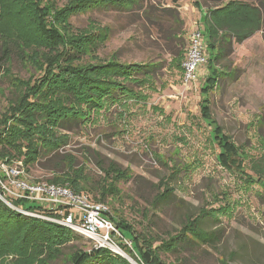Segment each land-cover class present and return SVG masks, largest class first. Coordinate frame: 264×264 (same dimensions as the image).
Masks as SVG:
<instances>
[{"label": "rangeland", "instance_id": "1", "mask_svg": "<svg viewBox=\"0 0 264 264\" xmlns=\"http://www.w3.org/2000/svg\"><path fill=\"white\" fill-rule=\"evenodd\" d=\"M49 1L59 9L70 0ZM136 1L129 10L88 9L72 14L66 21L62 19L67 49L76 41L85 43L81 36L99 29L106 30L107 37L92 51L85 45L81 57L58 58L56 53L62 46L54 42L45 44L31 27L30 21L37 19L32 0H0V128L5 124L9 125L7 130L26 133V123L10 120L7 115L10 108L19 107L21 96L32 91L30 85L41 76L47 60L56 58L60 67L57 75L49 72L38 87L45 92L47 89L53 92L52 85H58L60 80L65 84L61 77L70 74L61 70L66 65L78 67L102 62L113 55L122 62L159 64L152 76L142 80L141 88L135 84L136 97L103 100L92 109L67 100V108L61 111L76 107L85 113L84 122L72 131H62V141L66 143L40 155L28 171L19 174L20 178L30 183H51L47 179L67 172L69 165L71 173L80 172L93 182H101L104 173L99 164L114 162L130 171L131 177L118 182L119 197L114 201L108 198L109 203H105L112 215L119 214L138 233L163 236L178 229L185 216H194L200 209L212 210L201 226L218 234L215 248L196 244L179 253L176 261L175 256L162 254L165 262L264 264V8L260 29L250 17L231 20L235 27L226 34L250 30L239 42L227 46L223 56L214 62L217 80L211 81L206 91L207 115L213 120L209 125L201 113L200 97L208 64L201 68L197 80L188 85L182 83L181 63L191 29L190 21L185 26L179 7L189 0ZM241 1L259 4L264 0ZM169 11L177 12L183 24H178ZM182 11L186 12L185 6ZM253 27L257 29L253 31ZM220 36L214 33L211 44H217ZM222 36L221 41H226L228 36ZM179 50L183 54L177 59ZM83 90L84 87L79 91ZM213 126H219L220 133L233 145L234 149L220 159H230L232 167L219 160L220 148L213 139ZM31 131L30 149L25 145L19 148L23 158L33 155L34 149L46 147L47 139L53 135L49 122ZM0 168L10 176H16L17 170L22 169L19 161L11 171L4 164ZM160 179L167 180L173 194L164 202L150 205ZM7 182L1 184L9 187ZM5 204L12 209L18 206L10 201ZM19 235L0 248V264H71L68 256L75 248L87 251L91 247L85 237L77 235L45 263L50 254L45 242L39 240L33 248L23 251L17 244ZM141 239H137L139 245ZM230 252L234 253L232 258H228Z\"/></svg>", "mask_w": 264, "mask_h": 264}, {"label": "trees", "instance_id": "2", "mask_svg": "<svg viewBox=\"0 0 264 264\" xmlns=\"http://www.w3.org/2000/svg\"><path fill=\"white\" fill-rule=\"evenodd\" d=\"M171 1L173 3L177 2V0ZM32 3L37 11L36 21L33 19L30 21L34 33H39L40 37L45 41V44L54 42L62 46V49L56 53V57L59 58V56L64 57L70 55L72 58H78L81 57L85 45L90 46L91 51L98 48L105 41L107 31L99 29L90 35H83L81 37L86 39L85 43L76 41L74 44L71 43L72 46L70 49H67V37L64 35L65 32H63V28L64 21H66L69 16L88 9L114 8L129 10L136 5L137 1L70 0L64 7L59 9H56L49 0H32ZM262 8H264V1H259V4H253L247 1L227 0L213 9H210L209 13L206 15L205 21L208 22V27L205 42L208 51V74L200 89V97L201 113L206 123L209 125L212 124L213 120L207 115L209 105L207 104L206 91L209 87L208 84L211 81L216 82L217 80L216 73L218 70L214 62L223 56L227 46H231L233 41L239 42L238 40H240V38L247 36L246 34L250 29L246 28L243 31L242 29H238L239 32L235 33V35L230 32L226 34V31L232 30V28L235 27L234 24L231 23L232 19L241 17H250L256 22L255 26L260 29L263 23ZM169 15L172 16L178 24H183L177 12L174 13L169 11ZM62 19H64V21H62ZM25 25H28L27 21ZM256 27H253V31ZM233 30H236V28ZM1 31L0 26V36ZM214 33H218L221 36L219 38L220 42L218 41L217 44L212 45L210 40ZM223 34L228 37L226 41L222 42ZM182 54L183 52L179 50L175 58H181ZM69 59L70 58H68V60ZM157 65L159 64L153 61L138 63L122 62L114 55L102 62L96 61L95 63L78 67L66 65L67 67L61 70V72H65L64 74H70L67 75V77H65L66 75L61 77L65 84H62L60 80L58 85H55L56 83L52 85L51 90H54L53 92L49 91V89L45 92L42 91V89L38 90V87L42 84L49 72L57 75L56 70L60 67L56 58L47 60L45 67L40 72L41 76L37 77L32 85H30L32 91H27L24 96H21L17 104L19 107L14 106L12 109L10 108L9 114L7 115V118L10 120H21V124L26 123V133L25 131H19V129L7 130L9 125L5 124L0 128V164L12 167L16 161H20L23 170L28 171L29 167L37 162L40 155L44 153L49 154L66 143L65 140L62 141V139H64V133H61L62 131H72L73 129L79 128L84 122L85 113L80 109L76 110V107H72L68 111L65 109L61 111L63 108H67L65 105L67 100L86 105L88 108L92 109L96 104H101L100 102L103 100L116 101L127 95L136 97L138 90L135 89V84L141 88V86H143L141 83L142 80L146 76H152L157 69ZM73 79L75 80L73 81ZM138 80L139 83H137ZM130 84L134 85L131 86ZM83 87L84 90L79 91L80 88ZM51 116L54 117L52 121H49ZM48 122L51 124L53 135L49 136L47 139L49 141L46 147L34 149V151L32 150L34 152L33 155L23 158L22 150L19 148L25 145V147L30 149L28 137L32 133L31 130L34 127L47 124ZM219 130V126H213V139L216 140L220 148V160L228 151L234 148L232 144L227 142ZM59 132L60 134L56 135V133ZM220 161L222 164L232 167L230 159H227V161ZM99 166L104 173L101 182H93L88 175H82L80 172L71 173L69 165H66L68 168L67 172H63L59 175L54 174L47 180L55 184H64L67 182L68 186L73 190L84 191L86 193L90 192L92 193V198L109 203L108 198L114 201L119 197L120 189L117 183L128 180L131 177L130 171L119 168L114 162H109L107 165L99 164ZM0 180H6V174L1 168ZM156 190L155 196L149 201L150 205H157L168 200L173 194L174 189L169 187L167 180L164 181L160 179L156 185ZM0 193L2 194L1 190ZM10 202L18 206L27 205L24 200L20 199L10 200ZM107 205L109 206V204ZM28 208L34 209L33 205H28ZM114 212L115 210H113V213ZM211 212V209H200L194 216H185L178 229L173 232H166L163 236L136 232L128 222L120 218L119 214L112 215L111 209L110 218L131 240L133 250L126 248V252L135 261L149 264H169V262H165L162 259V254L170 255L171 257L173 255L175 256L173 261H176L177 258H180L178 256L179 253L185 249L192 248L193 245L206 244L209 247L215 248L218 234L216 231L205 230L201 226L203 219L209 217ZM18 233L20 235L17 244L19 249L23 251L39 240L45 242L46 248L48 252H50L47 258H45V263L50 261L51 255H58L60 253V246L62 247L68 242H71L79 235L63 226L46 222L35 217L25 216L15 209L10 208L0 199V248L3 249L5 244L10 243L11 238ZM138 238H142L141 245L138 243ZM41 253L42 251H40L39 255ZM233 255L234 253L230 252L228 258H232ZM70 258L71 264H120L119 261L130 264L126 259L113 255L106 249L92 248L87 251H82L79 248H75L74 251L69 254L68 259Z\"/></svg>", "mask_w": 264, "mask_h": 264}, {"label": "built area", "instance_id": "3", "mask_svg": "<svg viewBox=\"0 0 264 264\" xmlns=\"http://www.w3.org/2000/svg\"><path fill=\"white\" fill-rule=\"evenodd\" d=\"M207 60V44L198 27L188 36L185 56L181 63L182 83L188 85L197 80L199 71L207 64ZM21 168L17 170L16 176H10L3 171L9 187L2 185L0 180L1 200L5 203L15 199L24 200L27 205L14 207L16 211L63 226L85 237L91 244L90 249H106L131 264H149L135 261L126 252V248L133 250L132 242L110 218L107 203L95 200L84 191H75L66 184L46 181L30 183L20 178L19 174L24 171L23 167ZM12 169L13 166L8 167L9 171ZM28 205H33L34 209L28 208Z\"/></svg>", "mask_w": 264, "mask_h": 264}, {"label": "crops", "instance_id": "4", "mask_svg": "<svg viewBox=\"0 0 264 264\" xmlns=\"http://www.w3.org/2000/svg\"><path fill=\"white\" fill-rule=\"evenodd\" d=\"M208 4L202 3V0H189L187 3H183L179 7L181 16L184 19L185 26H187L188 21H190V25L188 26L191 31L197 28L196 24H199L200 30L203 34L204 40H206V33L208 22L205 21L206 15L209 13L210 9L226 2L227 0H204ZM217 1V2H213ZM219 1V2H218ZM241 1V0H240ZM185 6L186 12L182 11V8ZM196 26V27H195ZM202 69H200L201 71ZM199 71V76L201 72ZM198 76V77H199Z\"/></svg>", "mask_w": 264, "mask_h": 264}, {"label": "water", "instance_id": "5", "mask_svg": "<svg viewBox=\"0 0 264 264\" xmlns=\"http://www.w3.org/2000/svg\"><path fill=\"white\" fill-rule=\"evenodd\" d=\"M131 264V263H130Z\"/></svg>", "mask_w": 264, "mask_h": 264}]
</instances>
